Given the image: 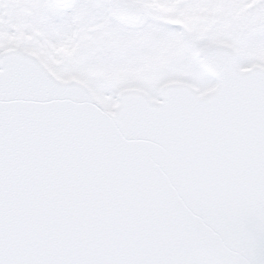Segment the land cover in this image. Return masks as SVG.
<instances>
[{"label": "snow or ice", "instance_id": "6c2138e0", "mask_svg": "<svg viewBox=\"0 0 264 264\" xmlns=\"http://www.w3.org/2000/svg\"><path fill=\"white\" fill-rule=\"evenodd\" d=\"M0 264H264V0H0Z\"/></svg>", "mask_w": 264, "mask_h": 264}]
</instances>
